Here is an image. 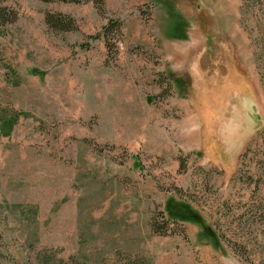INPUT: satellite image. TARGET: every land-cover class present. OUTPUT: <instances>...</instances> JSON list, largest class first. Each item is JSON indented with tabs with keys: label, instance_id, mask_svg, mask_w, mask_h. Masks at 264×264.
I'll return each mask as SVG.
<instances>
[{
	"label": "rangeland",
	"instance_id": "obj_1",
	"mask_svg": "<svg viewBox=\"0 0 264 264\" xmlns=\"http://www.w3.org/2000/svg\"><path fill=\"white\" fill-rule=\"evenodd\" d=\"M0 264H264V0H0Z\"/></svg>",
	"mask_w": 264,
	"mask_h": 264
},
{
	"label": "trees",
	"instance_id": "obj_2",
	"mask_svg": "<svg viewBox=\"0 0 264 264\" xmlns=\"http://www.w3.org/2000/svg\"><path fill=\"white\" fill-rule=\"evenodd\" d=\"M48 18H49L51 21H53L52 24L54 23L55 25L61 24L60 22H62V21H60V19L56 18V17L53 16V14H51V13L48 14ZM163 214L165 215L164 212H163ZM165 217H166V219L171 220V221H176V220H177L176 217L167 216V215H165Z\"/></svg>",
	"mask_w": 264,
	"mask_h": 264
}]
</instances>
